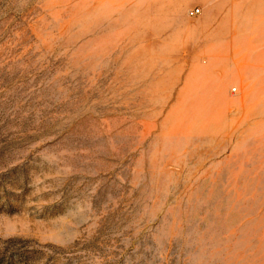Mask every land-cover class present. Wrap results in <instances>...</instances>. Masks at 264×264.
Returning <instances> with one entry per match:
<instances>
[{"label":"rangeland","instance_id":"374dc122","mask_svg":"<svg viewBox=\"0 0 264 264\" xmlns=\"http://www.w3.org/2000/svg\"><path fill=\"white\" fill-rule=\"evenodd\" d=\"M0 264H264V0H0Z\"/></svg>","mask_w":264,"mask_h":264},{"label":"crops","instance_id":"0c3cea01","mask_svg":"<svg viewBox=\"0 0 264 264\" xmlns=\"http://www.w3.org/2000/svg\"><path fill=\"white\" fill-rule=\"evenodd\" d=\"M243 7L242 6H240V5H237V8H236V10H235V12L234 13H232V14H230V15H227L226 16V18H225V22L227 21V20H233L235 17V15H236V13L238 12L239 13V11L242 9ZM195 10V9H194ZM191 11H193V10H191ZM190 11V12H191ZM201 15V14H200ZM198 17V16H197ZM194 18H196V17H194ZM236 27L234 26V25H232V23H231V26L230 25H226V26H223L222 28H220V31H222L223 33H225V32H227V31H229V30H234ZM236 30V29H235Z\"/></svg>","mask_w":264,"mask_h":264},{"label":"built area","instance_id":"2783aa9c","mask_svg":"<svg viewBox=\"0 0 264 264\" xmlns=\"http://www.w3.org/2000/svg\"><path fill=\"white\" fill-rule=\"evenodd\" d=\"M200 14H201V10L200 9H195V10L190 12V17L194 18V17H197Z\"/></svg>","mask_w":264,"mask_h":264},{"label":"bare ground","instance_id":"6f19581e","mask_svg":"<svg viewBox=\"0 0 264 264\" xmlns=\"http://www.w3.org/2000/svg\"><path fill=\"white\" fill-rule=\"evenodd\" d=\"M220 50H221V49H219V52H220ZM216 51H218V50H216ZM218 54H219V53H218ZM219 100H220V99H219Z\"/></svg>","mask_w":264,"mask_h":264}]
</instances>
